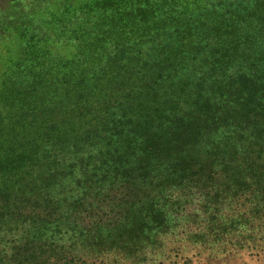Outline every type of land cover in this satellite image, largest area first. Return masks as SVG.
Instances as JSON below:
<instances>
[{
    "label": "trees",
    "instance_id": "16d2710c",
    "mask_svg": "<svg viewBox=\"0 0 264 264\" xmlns=\"http://www.w3.org/2000/svg\"><path fill=\"white\" fill-rule=\"evenodd\" d=\"M43 2L0 28V264L254 241L264 0Z\"/></svg>",
    "mask_w": 264,
    "mask_h": 264
},
{
    "label": "rangeland",
    "instance_id": "374dc122",
    "mask_svg": "<svg viewBox=\"0 0 264 264\" xmlns=\"http://www.w3.org/2000/svg\"><path fill=\"white\" fill-rule=\"evenodd\" d=\"M44 0H0V28L24 22L39 2V8H45ZM65 2V0H55ZM20 11V17L17 14ZM1 42V41H0ZM179 234V231H178ZM167 237L165 247L155 257L153 264H264V228L245 248H228L216 244L195 243L184 235ZM87 264L93 262L86 259ZM111 264H131L116 261ZM148 264H152L151 262Z\"/></svg>",
    "mask_w": 264,
    "mask_h": 264
}]
</instances>
